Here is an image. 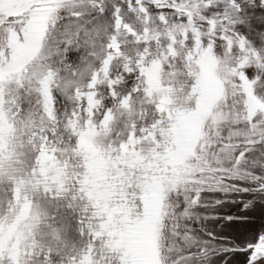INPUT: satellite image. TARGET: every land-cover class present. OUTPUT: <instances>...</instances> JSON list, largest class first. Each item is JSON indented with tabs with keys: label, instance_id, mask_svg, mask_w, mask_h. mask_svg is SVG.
I'll return each instance as SVG.
<instances>
[{
	"label": "snow or ice",
	"instance_id": "obj_1",
	"mask_svg": "<svg viewBox=\"0 0 264 264\" xmlns=\"http://www.w3.org/2000/svg\"><path fill=\"white\" fill-rule=\"evenodd\" d=\"M0 264H264V0H0Z\"/></svg>",
	"mask_w": 264,
	"mask_h": 264
}]
</instances>
